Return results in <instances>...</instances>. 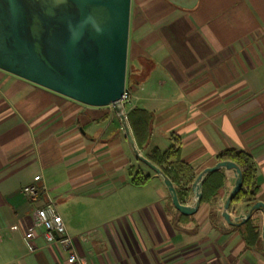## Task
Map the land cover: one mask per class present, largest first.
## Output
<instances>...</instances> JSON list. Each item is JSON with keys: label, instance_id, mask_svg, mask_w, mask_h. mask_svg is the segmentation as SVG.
Masks as SVG:
<instances>
[{"label": "crops", "instance_id": "crops-1", "mask_svg": "<svg viewBox=\"0 0 264 264\" xmlns=\"http://www.w3.org/2000/svg\"><path fill=\"white\" fill-rule=\"evenodd\" d=\"M128 62L129 76H145L127 82L125 110L153 113L149 147L180 137L197 175L241 149L256 161L264 202V0H132ZM131 166L149 181L135 185ZM40 173L88 264H264V211L252 215L261 228L254 246L246 222L223 216L229 170L217 203L184 214L137 158L113 104L83 103L0 66V264H67L44 228L35 249L26 240L46 195L32 202L23 186ZM248 208L235 200L231 212Z\"/></svg>", "mask_w": 264, "mask_h": 264}, {"label": "water", "instance_id": "water-1", "mask_svg": "<svg viewBox=\"0 0 264 264\" xmlns=\"http://www.w3.org/2000/svg\"><path fill=\"white\" fill-rule=\"evenodd\" d=\"M74 3L71 7L66 4L57 6L55 2H35L30 20L24 17L21 7L12 3L13 14L22 15L24 20L17 16L10 28L5 18L0 20V34H6L2 38L6 49L1 53L4 62H0V66L83 103L95 106L113 104L137 158L163 177L174 206L182 213L192 214L198 210L204 179L221 168L229 170L236 178L223 207L225 219L230 224L241 225L256 210L264 211V202L258 200L249 204L246 213L232 214V203L243 185L242 168L232 160H219L199 172L192 183L193 202L181 203L173 180L138 147L122 101L128 79L132 0H83ZM89 14L100 19L102 34L88 27ZM70 24L81 25L84 29L83 38L76 43L70 40Z\"/></svg>", "mask_w": 264, "mask_h": 264}, {"label": "trees", "instance_id": "trees-1", "mask_svg": "<svg viewBox=\"0 0 264 264\" xmlns=\"http://www.w3.org/2000/svg\"><path fill=\"white\" fill-rule=\"evenodd\" d=\"M142 74V75H141ZM138 76L133 72L129 76V85L140 84L145 74L143 71ZM128 120L132 128L133 135L140 150L173 180L179 195L181 203L187 204L191 200L192 183L196 178L194 166L183 158L182 145L180 137L172 135V143L163 150L159 146L149 147L150 137L152 134L153 113L149 110L134 107L128 112ZM218 160H232L240 165L243 171V185L235 200L245 201L248 205L258 201L259 185L257 182L258 168L252 155L241 149H227L220 152ZM134 166H131L132 182L135 185H144L150 175L142 172H134ZM226 175L224 168L217 169L209 173L203 181V195L201 203L215 202L220 196V191L224 187ZM248 226L247 232L243 236L248 246L258 245L261 242V228L251 216L245 223Z\"/></svg>", "mask_w": 264, "mask_h": 264}, {"label": "built area", "instance_id": "built-area-1", "mask_svg": "<svg viewBox=\"0 0 264 264\" xmlns=\"http://www.w3.org/2000/svg\"><path fill=\"white\" fill-rule=\"evenodd\" d=\"M131 99L132 93L127 87L122 101L126 105ZM42 181L44 182V177L40 173L23 186V192L32 202L39 198L42 191L46 195L42 205H34L33 225L26 231V240L30 249L36 248L33 240L37 235V229L44 228L46 240L68 252L67 264H88L86 258L79 252L74 236L68 231L66 221L59 212L55 199L49 194L45 184L40 186ZM13 228L17 229L18 225H14Z\"/></svg>", "mask_w": 264, "mask_h": 264}, {"label": "flooded vegetation", "instance_id": "flooded-vegetation-1", "mask_svg": "<svg viewBox=\"0 0 264 264\" xmlns=\"http://www.w3.org/2000/svg\"><path fill=\"white\" fill-rule=\"evenodd\" d=\"M35 2H55V0H0V20L4 21L5 18L9 22L8 27L10 28V25L15 22V19H17V16L22 17L23 20L24 17L27 20L32 19L31 14L34 12ZM74 2H83V0H67L66 5L73 7V5H75ZM12 3L17 4L18 7H21L23 14H25L24 17L22 15L13 14L11 10ZM64 35L66 34L64 33ZM3 37H6L5 33H3L2 35L0 34V62H4V60L1 59V53H3V51H5L6 49L4 44L2 43ZM10 44H12V42H10ZM10 44L9 47H11Z\"/></svg>", "mask_w": 264, "mask_h": 264}, {"label": "clouds", "instance_id": "clouds-1", "mask_svg": "<svg viewBox=\"0 0 264 264\" xmlns=\"http://www.w3.org/2000/svg\"><path fill=\"white\" fill-rule=\"evenodd\" d=\"M55 3L57 6L65 5L67 3V0H55ZM88 20V27L90 29L97 33L102 34L103 33V27L101 25L100 19L95 14H89L87 17ZM69 31L71 33L70 40L73 43L78 42L80 39L83 38L84 35V29L81 25H69Z\"/></svg>", "mask_w": 264, "mask_h": 264}, {"label": "rangeland", "instance_id": "rangeland-1", "mask_svg": "<svg viewBox=\"0 0 264 264\" xmlns=\"http://www.w3.org/2000/svg\"><path fill=\"white\" fill-rule=\"evenodd\" d=\"M130 64H131V63L128 62V71H127V72H128V79H127V82L129 81V74H130V71H131ZM129 90H130V88H129ZM130 91H132V90H130ZM131 93H132V92H131ZM132 96H133V93H132ZM143 153H144V151H143ZM144 154H145V153H144ZM234 178H235V176H234ZM235 179H236V178H235ZM234 183H235V181H234ZM230 185L232 186V185H234V184H230ZM232 187H233V186H232ZM228 190H229V191L231 190V189H230V186H229V189H228ZM228 190H227V192H228ZM192 202H193V198H192ZM192 202H191V203H192ZM215 202L217 203V201H215ZM215 202H214V203H215ZM221 202H222V204H221L222 207H224L225 199H223Z\"/></svg>", "mask_w": 264, "mask_h": 264}]
</instances>
